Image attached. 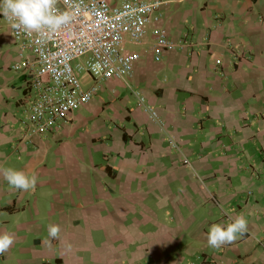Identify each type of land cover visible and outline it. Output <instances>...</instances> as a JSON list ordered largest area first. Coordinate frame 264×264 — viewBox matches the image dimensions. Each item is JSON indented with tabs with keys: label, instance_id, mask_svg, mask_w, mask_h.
Returning a JSON list of instances; mask_svg holds the SVG:
<instances>
[{
	"label": "crops",
	"instance_id": "obj_1",
	"mask_svg": "<svg viewBox=\"0 0 264 264\" xmlns=\"http://www.w3.org/2000/svg\"><path fill=\"white\" fill-rule=\"evenodd\" d=\"M161 1L181 48L151 32L127 44L132 75L44 137L22 125L30 93L0 16V166L39 178L24 192L0 174V233L16 238L0 264H264V0ZM239 214L248 231L209 247L210 226Z\"/></svg>",
	"mask_w": 264,
	"mask_h": 264
},
{
	"label": "built area",
	"instance_id": "obj_2",
	"mask_svg": "<svg viewBox=\"0 0 264 264\" xmlns=\"http://www.w3.org/2000/svg\"><path fill=\"white\" fill-rule=\"evenodd\" d=\"M162 5L161 0H60L57 6L69 14V22L56 32L31 36L12 28L13 21L0 13L17 48L11 69L26 76L30 93L22 120L26 134L47 136L92 101L104 82L128 79L140 55L129 51L127 44H139L151 32L155 46L181 48L162 25ZM238 56L235 53L234 59ZM82 74L90 76L89 85L82 83ZM133 93L150 117L162 123L141 92ZM162 128L177 149L174 136ZM184 162L192 167L186 157Z\"/></svg>",
	"mask_w": 264,
	"mask_h": 264
},
{
	"label": "clouds",
	"instance_id": "obj_3",
	"mask_svg": "<svg viewBox=\"0 0 264 264\" xmlns=\"http://www.w3.org/2000/svg\"><path fill=\"white\" fill-rule=\"evenodd\" d=\"M60 0H0V13L13 21L12 28L18 32L42 34L56 32L69 22L70 16L57 6ZM0 174L3 175L12 189L24 192L34 191L38 176L29 175L25 171L13 167L0 166ZM249 221L243 215H236L231 222L214 223L207 233V244L214 249H220L225 245L237 241L248 231ZM61 227L58 224L48 226V237L60 239ZM16 238L9 232L0 233V256L6 254L15 244ZM50 242V241H49Z\"/></svg>",
	"mask_w": 264,
	"mask_h": 264
},
{
	"label": "rangeland",
	"instance_id": "obj_4",
	"mask_svg": "<svg viewBox=\"0 0 264 264\" xmlns=\"http://www.w3.org/2000/svg\"><path fill=\"white\" fill-rule=\"evenodd\" d=\"M81 80H82V83L84 84V86L89 85V83L91 82L90 76L88 74H82ZM103 89L99 90V92L103 91ZM96 97H97V94L94 96V98H96Z\"/></svg>",
	"mask_w": 264,
	"mask_h": 264
}]
</instances>
